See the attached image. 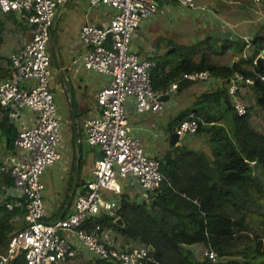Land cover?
<instances>
[{
    "label": "built area",
    "instance_id": "1",
    "mask_svg": "<svg viewBox=\"0 0 264 264\" xmlns=\"http://www.w3.org/2000/svg\"><path fill=\"white\" fill-rule=\"evenodd\" d=\"M66 0H0V12L14 13L19 21L32 27L31 39L10 53L12 74L0 79V109L17 122L21 112L30 110L35 121L21 124L10 159V173L14 179L15 195L22 197L26 208V225L9 239L0 264H10L22 255L26 264H58L73 256L77 243L99 261L114 264H147V246L122 247L115 240L100 236L84 227L90 217L115 212L122 203L115 197L120 191L118 178L130 177L148 199L156 196L164 175L158 154H149L141 140L133 133L128 120V100L135 101L136 113H159L164 109L163 97L151 84L155 60L144 58L132 47L136 30L160 8L162 1L174 2L186 10L209 11L196 0H89L91 7L103 5L115 10L105 26L84 24L80 41L86 51L74 59L85 69L109 78L107 86L99 90L100 110L84 123L85 140L100 150L93 177L76 196L74 209L56 221H47L43 200L45 185L41 179L48 166L61 159L62 119L51 90V56L49 43L56 24L59 7ZM264 6V0H254ZM62 9V8H60ZM243 57L254 51L252 38H245ZM250 55L248 56V54ZM264 54V48L258 53ZM257 55V56H258ZM256 72L255 70H253ZM264 81V75L256 74ZM183 78L193 82L222 81L208 70H191ZM255 78L236 72L229 80L231 111L246 115L247 103L242 98L246 87ZM174 84L171 91L177 89ZM1 112V111H0ZM3 113V112H1ZM199 122L192 112L174 130L180 141L196 135ZM21 202L7 203L9 209ZM205 255L215 260L217 254L206 250Z\"/></svg>",
    "mask_w": 264,
    "mask_h": 264
},
{
    "label": "trees",
    "instance_id": "2",
    "mask_svg": "<svg viewBox=\"0 0 264 264\" xmlns=\"http://www.w3.org/2000/svg\"><path fill=\"white\" fill-rule=\"evenodd\" d=\"M10 24L27 25L14 13L0 12V48ZM220 42L222 48L215 49ZM246 44L207 36L200 45L178 44L154 57L151 84L159 92L174 83L179 89L197 83L183 78L191 70H208L222 79L221 84L209 85L178 116L181 121L192 112L197 115L196 135L204 139L209 151L186 144L174 146L171 154L160 159L164 180L154 198L140 204L124 197L120 210L90 217L83 228L98 233L112 230L123 238L122 247L131 248L133 243L147 246L151 257L147 264H264V126L253 123L254 115L264 117V81L256 75H264V67L254 63L264 48V34L252 39L254 51L248 58L241 55ZM204 45L209 49L202 48ZM231 46L241 55L232 65L210 61L212 54H226ZM11 71L10 57L0 54V78H8ZM236 72L255 78L254 85L242 94L247 103L243 116L233 113L226 102L229 80ZM17 136V127L7 117H0V137L7 153L14 149ZM13 184L10 171L0 160V255L8 239L24 227L25 202L7 207L12 199L5 191ZM119 217L124 226L116 223ZM197 244L214 251L217 258H198L190 248ZM10 264L26 263L20 255ZM96 264L114 263L98 260Z\"/></svg>",
    "mask_w": 264,
    "mask_h": 264
},
{
    "label": "crops",
    "instance_id": "3",
    "mask_svg": "<svg viewBox=\"0 0 264 264\" xmlns=\"http://www.w3.org/2000/svg\"><path fill=\"white\" fill-rule=\"evenodd\" d=\"M87 2L88 3H84V2L72 3V4L76 3L77 6L81 3L84 5L85 8L88 7V10L86 13L84 12L83 9L81 12H77V14L73 16V20H75L74 24L69 29H66L68 31L67 33H65L66 31L61 32V36H60L59 57L61 61V73L63 75V82H61L62 84L58 87L59 90L62 92L61 96L59 97V100L60 103H64L68 101L71 108V119L73 122V128L71 129V135L68 140L69 145L66 152L61 150L62 154L60 153L61 167L64 174L58 175V181L60 182V186L57 189L56 196H54L55 194L49 188V182H48L49 177L48 175L46 176L47 168L41 176V179L45 185V189L43 191V200L47 210L46 220L51 222L56 221L59 218L65 217L74 209V202L76 196L84 188L86 183L92 179L93 170L96 166V161L100 157V150L98 149V147L89 145L85 140L84 123L86 119L96 115L100 110V106L97 101V95L100 89L107 86V84L109 83V78L103 74H99L85 69L82 64H78V63L75 64L74 59L86 51V49L82 46V43L80 41L78 30L84 24H95L98 26L107 25L110 19L113 17L115 10L106 5L93 8L91 7L89 0H87ZM215 3H216L215 6L216 8L209 10L210 13H212L211 16H213V18H217L215 22L211 24L210 27L211 30L213 29L217 33V35H215L214 37L227 39L230 41H237V40L245 41V38L251 37L253 39L258 34H264V26H258L253 34H248V35L237 34L236 30L232 26H230L228 22L220 14L221 12H223L224 6L226 5L225 1H222L220 5L218 4L217 0L215 1ZM70 4H71V0H66L59 7L56 15V24L52 31V37L55 34L58 22L61 20L62 16L66 13ZM173 4L176 3L162 1L160 7L161 9L164 8L166 11H170L172 10ZM202 5L206 6L207 4L206 5L202 4ZM262 7L264 8V6ZM240 8H245V6L240 5ZM91 9L96 12L90 13L92 11ZM98 13H100L101 15L99 18H97ZM142 24H144V22ZM19 28L21 29L20 32L18 33L14 32V35L12 34L15 37V43L13 45L10 44L9 46H5V47H3L2 45V47L0 48L1 55L9 56L11 52L18 50L20 47L23 46L24 43L28 42L31 39L33 32L32 27H30L29 25H23L20 26ZM6 33L8 34L9 31L7 30L5 34ZM65 37H68V39H66ZM230 51L231 49L227 50L226 54ZM137 52L141 55L139 51ZM160 54H162V52L155 54L153 52H146L141 56L144 58L154 59L155 56ZM237 58H239V55L237 56ZM233 63H230V65H232ZM9 77H11V75ZM197 83H202V82H197ZM215 83L221 84V81H216ZM172 86L167 90L169 91V95L163 98L165 105L167 106L166 109L168 108L166 113H163L161 111L157 114L155 113L138 114L135 111V101L133 99L128 100V115L130 116L128 117L129 126L133 129L134 135L138 137L141 141L143 138L149 140H156L163 136L164 137L166 136L167 139L170 141L171 134L174 133V130L179 126L181 121H183L188 117L187 116L186 118L179 121L178 116L180 115L181 111L176 113L175 112L176 109L174 108V106H176L177 99H179L182 95L186 93H189L191 95V93L196 92L195 90L197 89L193 90L192 87H190L189 89L177 88L171 91ZM206 86L209 87V85ZM200 93H202V91L198 90L196 95H191L193 99L192 101L189 102L190 104H188L187 107L191 105V102H193L200 95ZM0 111L3 112V113L0 112V117H7L6 114L4 113L5 112L4 109H0ZM58 112H59V108H58ZM59 115L62 119L60 113ZM8 120L17 127L19 134L21 124H25L27 126L30 125L35 121V115L30 110H24L21 112V117L18 119L17 122H12L9 118ZM160 131H162L163 133L160 134ZM63 136L65 137V133H63V129H62L61 141L63 139ZM186 138L188 142L187 145L192 143L195 139H198V141L200 142H204V139L201 136H197V135L187 136ZM83 142L90 147L88 151L87 150L84 151L82 149ZM182 144L185 143H182V141H180V143L177 145H182ZM143 145L147 149L146 151L149 154L151 153L150 151H153V153L151 154L157 153L160 159L163 156L161 155V149L155 147L151 143L150 144L143 143ZM173 147L174 146L170 145V150L166 151V153L171 154ZM2 154H4L5 156L2 158L0 156V160L4 162L5 168L10 171L9 169L11 163L10 159L12 155L16 154V150L14 147V149L10 153H7L6 143L4 138L0 139V155ZM82 173L86 175L85 179L82 178ZM125 178H128L127 182L125 183L126 184L125 187L121 188L120 186V191L117 195H115V197L118 196L119 200L125 197V198H129L131 201L139 202V199L143 197V194L139 190L138 184L133 182L132 178L130 177H125ZM5 195L9 196V198L12 199L13 201V202L12 201L9 202L11 203L21 202V205H17V206L24 205V202L21 201L22 197H18L17 195H15L14 184L13 186L7 188V190L5 191ZM150 200L151 199L147 198V200L143 202H149ZM108 213H115V212H108ZM25 219H24V227L26 225ZM91 232H94V230ZM98 234L102 237L105 236L108 237L109 240H115L122 246L121 242L123 241V238L120 235H117L116 233H115L116 236H114L113 235L114 232L112 230H105ZM137 246H133V247H137ZM76 248L78 251L73 256L68 257L64 262L58 264H67V262L68 264L69 263L96 264V262H98L96 258H94L90 253H88L84 249V247L82 248L78 243L76 245Z\"/></svg>",
    "mask_w": 264,
    "mask_h": 264
},
{
    "label": "rangeland",
    "instance_id": "4",
    "mask_svg": "<svg viewBox=\"0 0 264 264\" xmlns=\"http://www.w3.org/2000/svg\"><path fill=\"white\" fill-rule=\"evenodd\" d=\"M215 1L216 0H197L196 2L198 5L207 4L206 6L209 7V9H213L216 8ZM222 1H225L226 5L224 6L223 12H221L220 14L228 22V24L236 30L237 34H253L258 26H264V8L258 3H255L254 0H217L219 5L222 3ZM73 2L88 3L87 0H71L70 6L68 7L66 13L62 16L61 20L58 22L55 34L49 43V53L51 56V90L53 95L55 96L56 103L59 108V113L62 116V129L63 133H65V137L63 136L59 147L60 153L61 150L66 152L69 145L68 140L71 135V129L73 128L70 105L68 101L60 103L59 100V97L61 96L62 92L59 90L58 87L62 84L61 82H63V75L61 73V61L59 57L60 36L61 32L66 31L65 33H67L68 31L66 29H69L74 24L75 20H73V16L76 15L77 12H81L83 9L86 13L88 10V7L85 8L83 4L80 3L77 6L76 3H74L76 5L75 6L74 4H72ZM240 5H244L245 8H240ZM95 12L96 11L92 10L90 13ZM211 15L212 13H210V11L186 10L180 7L178 4H173L172 10L170 11H166L164 8L161 9L160 7L159 10L150 19L146 20L144 24H142V26H140L136 30V36H134L132 40V47L135 50L139 51L142 55L146 52H153L154 54L159 52L165 53L169 50L170 47H175L178 44L185 46L200 45V41L205 40L207 36L211 35L214 37L215 35H217L215 30L210 29L211 24L214 23L217 19L213 18V16ZM100 16V13H98L97 18H99ZM10 27V29L8 28L9 33H4L5 40L3 43V47L9 46L10 44L13 45L15 43V37L13 36L14 32L18 33L21 31V29L17 25L10 24ZM80 29L78 30L79 37ZM65 38L68 39V37ZM222 44L223 43L220 42L213 47L217 50H220L222 48ZM202 48L209 49V46L204 45ZM231 51L227 54L222 55L212 54V56L210 57V61L220 65L233 63L235 61V57L239 54H236L238 52L236 46H231ZM199 54H201V52ZM241 55H243V53ZM249 55L250 53L248 54V56ZM198 57L199 56H197L195 59H198ZM213 83L215 82H212L211 84ZM211 84H203V82L195 83L191 87L193 90H197H195L196 92H192L191 95H196L198 90L202 92L205 91L209 88L206 85ZM191 95L189 93H186L182 95L179 99H177L176 106H174V108L176 109V113L182 111L188 106V104H190L189 102L193 99ZM166 107L167 106L165 105L164 109L162 110L163 113H166L168 109H166ZM128 117L130 116L128 115ZM253 123L257 127L264 126V117L262 115H254ZM162 133L163 132L160 131V134ZM186 139L187 138L182 139V143H185L187 145L188 142ZM142 141L144 144L151 143L155 147L161 149V155L166 153V151L170 150L169 140L166 136L160 137L156 140H149L143 138ZM82 146V149L84 151H88L90 149V147L84 142ZM187 146L195 149H204L206 151H209L208 144H206L205 142H200L198 141V139H195L192 143ZM150 152L153 153V151ZM0 156L2 158L5 155L2 154ZM60 174H64L61 167V159L48 166L46 171V176L48 175L49 177V188L55 194L54 196L57 195L56 192L60 186V182L58 181V175ZM85 177L86 175L82 173V178L85 179ZM127 180L128 178H118V183L121 188L125 187V183L127 182ZM113 235L116 236L115 233ZM137 245V243H133V246ZM190 248L194 251L195 255L198 258H202L205 255L206 248L201 244L193 245Z\"/></svg>",
    "mask_w": 264,
    "mask_h": 264
},
{
    "label": "water",
    "instance_id": "5",
    "mask_svg": "<svg viewBox=\"0 0 264 264\" xmlns=\"http://www.w3.org/2000/svg\"><path fill=\"white\" fill-rule=\"evenodd\" d=\"M254 63L258 66V68H261V69H262V68L264 67V54H263V53H260V54L255 58ZM163 98H164V97H163ZM226 102H227V104L230 106V101L227 100ZM169 143H170L171 146H175V145H177V144L180 143V138H179V136H178L177 133H172V134H171ZM145 200H147V198L143 196V197H141V198L139 199V203H143V201H145ZM116 223H117L118 225H123V226H124V224L122 223V219H121L120 217L116 219ZM7 243H8V242H7Z\"/></svg>",
    "mask_w": 264,
    "mask_h": 264
}]
</instances>
